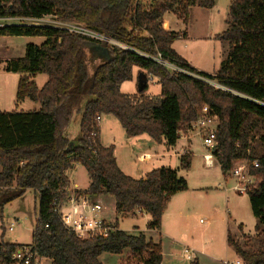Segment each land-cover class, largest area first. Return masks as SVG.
<instances>
[{"label": "trees", "instance_id": "obj_1", "mask_svg": "<svg viewBox=\"0 0 264 264\" xmlns=\"http://www.w3.org/2000/svg\"><path fill=\"white\" fill-rule=\"evenodd\" d=\"M215 3L156 0L149 6L146 0H0V17L52 15L56 21L84 24L131 47L110 46L52 25L0 27V36L44 38L41 44H28L23 56L7 60V71L20 73L17 100L29 98L40 107L0 110V208L27 189L38 193L31 245L40 258L52 264H103L104 252L122 254L128 249L142 264H163L161 243L143 231L121 230L119 218L147 213L151 217L147 228L159 229L171 196L187 190L188 182L171 166L154 168L145 178L124 173L114 146L101 143L97 118L114 115L127 136L147 133L174 146L180 132L188 130L208 105L219 118L216 154L223 175L228 177L238 161L247 160L249 173L258 181L246 191L258 219L257 234L248 237L239 226L244 241L229 231L228 244L246 264H264V0H232L226 29L218 35L229 43V50L213 74L190 66L172 46L181 33L163 27L168 12L187 23L192 7L211 9ZM142 54H161L194 75L171 73ZM134 67L157 79L160 95L147 94V83L137 93L120 90L122 82L133 78ZM37 74L48 76L42 87L33 79ZM77 109L81 136L72 144L65 131ZM191 159L192 153L181 155L180 167L189 168ZM77 164L89 175L86 190H69V171ZM72 194L90 200L113 196L114 230L87 238L70 231L57 208ZM19 246L0 240V264H9Z\"/></svg>", "mask_w": 264, "mask_h": 264}, {"label": "rangeland", "instance_id": "obj_2", "mask_svg": "<svg viewBox=\"0 0 264 264\" xmlns=\"http://www.w3.org/2000/svg\"><path fill=\"white\" fill-rule=\"evenodd\" d=\"M155 1L146 0L148 5H152ZM231 2L232 0H216L215 6L211 9L195 5L190 10L187 23L180 19L174 25L181 35L173 42V48L187 57L190 63L210 73L216 72L227 57L229 43L218 35L226 29ZM36 22L41 25L63 26L52 15L45 16L43 20ZM43 40V37L0 36L1 111L13 109L29 111L35 106L40 107V104L29 98L23 101L17 100L20 73L7 71L6 60L23 56L28 44H40ZM89 72H92L91 67ZM47 78L46 74H37L33 77L39 87L44 85ZM213 83L216 87H221L215 81ZM138 89L134 80H127L120 84V90L123 93L133 94L138 92ZM147 92L149 95H160L161 85L157 79L148 82ZM85 101L82 103L81 110ZM81 110L74 111L65 131L72 144H76L81 136ZM112 116L118 120L114 115ZM120 126L123 127L121 123ZM182 131L187 132V129ZM114 133L120 137L118 130H114ZM102 138L107 139L108 132H103ZM183 146H190L193 152L191 166L187 169L180 167V157L176 154L171 156L169 161L170 165L178 170L179 176L187 180L188 189L171 196L162 217L161 235L147 230V224L151 220L147 213L120 217L119 228L131 234L147 230L143 231L147 237L155 241L161 239L165 245L164 264H194L197 259L192 262L184 256L186 247L200 253L199 264H236L238 260L241 264H246L228 245L226 231L229 228L235 236L240 237L239 223H242L245 233H254L258 219L252 212L247 193L226 190V187L230 188L235 183V179L230 176L225 180L218 165L213 168L205 166L203 142L196 133H190L188 142L182 137L179 138L178 144L171 150L175 152V149L181 150ZM69 176L72 183H79L81 188L90 185L89 175L81 164H77L73 170H70ZM96 201L103 206L102 217L114 224L116 222L114 197L102 195L98 196ZM39 204L38 193L33 189H27L22 196L0 208V240L16 244H31ZM11 226L12 230H10ZM240 240L244 241V238L240 237ZM100 260L103 264H142L140 259L134 257L128 249L122 254L104 252ZM40 264L52 263L49 259H42Z\"/></svg>", "mask_w": 264, "mask_h": 264}, {"label": "built area", "instance_id": "obj_3", "mask_svg": "<svg viewBox=\"0 0 264 264\" xmlns=\"http://www.w3.org/2000/svg\"><path fill=\"white\" fill-rule=\"evenodd\" d=\"M44 18V17H43ZM43 18H17V17H0V27L14 21L15 23L23 24H37L43 20ZM30 21L29 23L25 21ZM25 22V23H24ZM32 22V23H31ZM62 24V28L67 29L70 32L82 34L90 37L96 41L107 42L110 46H117L122 49H131L127 44L122 43L118 40L112 39L105 36L104 34L98 33L86 27L84 24L74 23V22H59ZM59 27V26H58ZM157 63L163 65L171 73L175 72H186L190 73L181 67L177 66L175 63L163 58L161 54L155 56L142 54ZM205 81L215 85L213 81L203 78ZM216 86V85H215ZM101 116L97 118L100 121ZM218 115L213 113L208 105H204L197 116V118L191 123L190 128L187 130L190 133H196L203 142L204 146V164L208 168H213L215 165L221 167L217 159L218 151V139H217V126H218ZM183 137V132H180V138ZM253 164L256 165L257 161L254 160ZM249 162L247 160L238 161L236 165L229 171L228 177L235 179V183L227 190L232 189L238 192H246L248 188L254 186L258 181L255 176L249 173ZM61 215V219L65 226L76 236L80 238L93 237L99 234H106L114 230V224L107 222L102 217L103 206L99 201L90 200L86 196H77L72 194L67 202L62 204L57 208ZM203 221V220H201ZM12 226L10 230H12ZM184 256L187 260L194 261L198 257V252L190 247L184 249ZM40 257L34 251L31 244H23L16 248L13 252L11 261L9 264H39ZM236 264H241L238 260Z\"/></svg>", "mask_w": 264, "mask_h": 264}, {"label": "crops", "instance_id": "obj_4", "mask_svg": "<svg viewBox=\"0 0 264 264\" xmlns=\"http://www.w3.org/2000/svg\"><path fill=\"white\" fill-rule=\"evenodd\" d=\"M178 20L180 21V19L177 18L174 14L166 13L164 15L163 27L167 30L177 31V29L174 28V25L178 23ZM172 46H173V44H172ZM180 55H182V54H180ZM182 56L186 59V61L188 62V64L190 66H192V67H194V68H196L202 72H205V73H209V74L215 73V71L212 73L207 72L206 70L200 68L196 64L190 63L189 60L187 59V57H185L184 55H182ZM8 60H10V59H8ZM152 79H155V78L151 77L149 74L147 75L139 67L133 68V78L131 80H134L136 82L138 88L143 87L145 83L148 84V82ZM138 91H139V89H138ZM146 93H148V92L146 91ZM37 104H39V103H37ZM38 108L39 107H36V106L34 107V109H38ZM99 125H100L101 143L104 146H110V145L114 146V155H115L117 164L119 165V167L122 169V171L124 173H126L127 175H130L134 178H145L147 173L154 168H158L161 166H171L172 167V165H170V161H169L170 159L169 158L171 156H173L174 154H176L177 156L180 157L181 155H183L185 153H193L192 150H190V148H189L190 146H183V148H181V150L175 149V152H174V150H171V148L172 149L175 148L176 145L178 144V141H177L176 145L169 146L166 144L164 139L160 142H157L147 133H143V134L136 135V136H127L125 129L120 126V122H118V120H115L111 114H103L101 116L100 121H99ZM114 130H118L120 132V137H117L115 135ZM103 132H108V138L107 139L102 138ZM182 139H184L187 142L190 141V132L189 131L184 132ZM220 169H221V167H220ZM222 175H223V172H222ZM223 177L225 180H227V178H229V177L224 176V175H223ZM70 186H72V188H69V190H76V189L86 190V189H88L89 184L86 188H81L79 183H77V182L72 183V179L70 178ZM239 225L241 226V228H242L241 231L244 235H246L248 237L249 236L254 237L257 234L256 228H255L254 233H245L244 228H243V224L239 223ZM147 230L149 232H157V233H159V235H161V232H160L161 226L159 229H148L147 228ZM147 230H143V231H147ZM229 231L232 234V236L234 237L235 235L232 233V230L228 228L226 231V238H227V234ZM148 238H151V237H148ZM155 242H160L162 245L163 261H164V259H165V254H164L165 245L161 241V239H159L158 241H155ZM227 243H228V241H227ZM20 245H23V244H20ZM42 259H48V258H44V257L40 258L39 264L41 263ZM194 262H195L194 264H199L201 262L200 253H198L197 260ZM51 263H52V261H51ZM163 264H164V262H163Z\"/></svg>", "mask_w": 264, "mask_h": 264}]
</instances>
